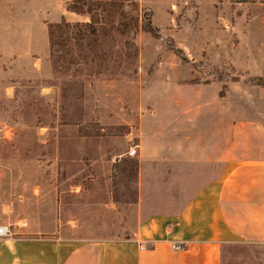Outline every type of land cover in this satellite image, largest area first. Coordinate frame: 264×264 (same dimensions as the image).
I'll return each instance as SVG.
<instances>
[{
    "label": "rangeland",
    "instance_id": "374dc122",
    "mask_svg": "<svg viewBox=\"0 0 264 264\" xmlns=\"http://www.w3.org/2000/svg\"><path fill=\"white\" fill-rule=\"evenodd\" d=\"M221 2L139 0L136 10L126 3L137 28L126 22L123 34L106 29L93 42L83 27L64 30L59 71L51 54L46 76L43 57L23 52L31 33L34 47L42 45L66 0H0L7 224L27 217L30 232L74 245L123 240L140 216L179 211L216 176L218 135L226 161L240 141L264 140V5ZM68 33L77 38L66 41ZM200 150L214 161L193 164ZM226 250L227 264H259L238 257L264 253Z\"/></svg>",
    "mask_w": 264,
    "mask_h": 264
},
{
    "label": "crops",
    "instance_id": "0c3cea01",
    "mask_svg": "<svg viewBox=\"0 0 264 264\" xmlns=\"http://www.w3.org/2000/svg\"><path fill=\"white\" fill-rule=\"evenodd\" d=\"M253 1L264 5V0H222L221 3L231 2L234 6ZM79 17L84 16L64 6L61 20L77 22ZM49 24L42 30V45L34 47L31 33V45L23 52L43 57L46 68L42 72L46 76L52 75ZM260 140L240 141V152L231 153L232 157L226 161L218 135L219 170L210 171L216 176L203 181L179 211L140 216L136 231L123 240L74 245L54 233L30 232L31 222L27 217L11 227L7 224L11 214H1L0 225L7 226L11 234L0 237V264H227L233 258L228 255V246L264 248V140ZM190 159L195 165H204L214 161V155L200 150L198 156ZM6 210L11 208L8 206ZM176 242L183 248L174 249L172 245ZM260 254L261 258L255 253L238 258L241 262L264 263V253Z\"/></svg>",
    "mask_w": 264,
    "mask_h": 264
},
{
    "label": "trees",
    "instance_id": "16d2710c",
    "mask_svg": "<svg viewBox=\"0 0 264 264\" xmlns=\"http://www.w3.org/2000/svg\"><path fill=\"white\" fill-rule=\"evenodd\" d=\"M139 0H66V10L74 12L78 15L87 16L90 20L87 22H70L63 18L59 23L49 24V40L51 46V54L56 65L57 71H59V56H57L59 49V38L66 39L63 31H73L76 28L83 27L89 31L87 38H91V42L96 40L97 32L107 31L123 34L125 32L124 26L126 22L131 23V27L137 28L139 25L136 16H130L124 8L126 3H130L133 6V10H136V6ZM153 30V27H150ZM70 34V33H68ZM58 35V37H57ZM76 34L68 35L66 41L71 42L75 40Z\"/></svg>",
    "mask_w": 264,
    "mask_h": 264
},
{
    "label": "built area",
    "instance_id": "2783aa9c",
    "mask_svg": "<svg viewBox=\"0 0 264 264\" xmlns=\"http://www.w3.org/2000/svg\"><path fill=\"white\" fill-rule=\"evenodd\" d=\"M137 153V149L136 148H132V150L130 151V155H135ZM10 230L7 226L4 225H0V237H4V236H8L10 235ZM173 248L176 250L182 249L183 245L181 243H173Z\"/></svg>",
    "mask_w": 264,
    "mask_h": 264
}]
</instances>
